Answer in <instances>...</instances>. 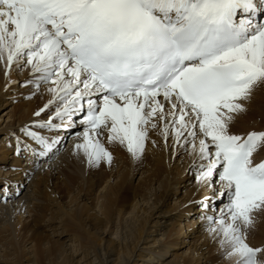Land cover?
I'll use <instances>...</instances> for the list:
<instances>
[{
	"label": "snow or ice",
	"instance_id": "6c2138e0",
	"mask_svg": "<svg viewBox=\"0 0 264 264\" xmlns=\"http://www.w3.org/2000/svg\"><path fill=\"white\" fill-rule=\"evenodd\" d=\"M0 62L50 96L33 113L47 119L8 133L18 155L48 157L61 137L47 133L79 129L88 165L112 163L105 134L139 159L158 129L195 153L222 254L264 264V246L248 242L264 216V130L230 131L264 85V0H0Z\"/></svg>",
	"mask_w": 264,
	"mask_h": 264
},
{
	"label": "bare ground",
	"instance_id": "6f19581e",
	"mask_svg": "<svg viewBox=\"0 0 264 264\" xmlns=\"http://www.w3.org/2000/svg\"><path fill=\"white\" fill-rule=\"evenodd\" d=\"M28 78L29 70H18L15 64L6 75L4 64L0 62V109L4 104V97L5 104L11 106L0 115V183L4 190L8 188L10 195L5 203H0V251L7 252L4 251L7 247L2 248L3 243L17 239L14 235L17 231L35 230L30 223L34 219L28 218L32 216L30 213L33 208L41 202V193L46 192L49 206L54 210H48L47 215L42 217V222L46 223L50 235L67 234L74 254H77L79 249L83 252L76 258L78 264H236L235 257L228 258L222 254L224 249L218 243V238H214V234L208 231L209 225L202 217V212H211L203 209L200 201L212 196V192L197 181L195 170L189 168L193 160L197 159L195 153L185 151L172 159V139L169 137L165 145L158 129L149 133V143L145 150L149 156V162L146 163L147 172L141 173L137 183L132 186H127L130 181H126L120 174L108 182L101 177L100 192L95 195H98L97 206L93 207L76 197L81 196L82 189L74 192L70 186V181H84L77 171V166L84 156L74 148L80 138L72 134L79 129L47 133L61 137L57 145H60L59 151L54 149L55 154L50 153L48 157L37 160L32 157L30 151L18 155L16 141L10 138L8 133L30 121L48 118L44 114H41V117L33 115L50 98L46 91L47 85H41L38 91L33 85L22 86V82ZM14 81L20 83H13ZM33 91H36V95H30ZM253 130H264V85L253 92L251 100L247 103V111L235 115L230 129L238 134ZM101 140L109 149H122L129 154L124 146L110 144L106 134L101 136ZM152 141H155V144ZM125 162L126 160L119 159L112 164L118 166ZM95 175L91 173L93 180L97 179ZM57 182L69 184L72 198L68 202L60 199L54 192L52 185ZM126 186L130 201L114 204L115 194H119ZM215 203L217 209L213 211H218L223 202L217 199ZM113 218L122 223L123 226L118 230L123 234L128 233L127 241L140 230L144 221V226L137 233L133 245H126V251L133 247L136 253L133 257L131 251L128 257L125 253L124 257L120 256L116 262L111 257L92 258L98 254L97 246L91 244L93 239H105L101 226L106 221L111 223ZM67 222L73 227L71 234L67 233ZM9 236L12 239H9ZM83 240L85 244H91L89 251H85L82 246ZM248 242L253 246H264V216L258 217L254 228L249 230ZM12 243L11 248L14 246V242ZM41 252L43 253V250ZM2 254L0 252V261L5 262ZM28 258L30 256L25 259L29 260Z\"/></svg>",
	"mask_w": 264,
	"mask_h": 264
},
{
	"label": "rangeland",
	"instance_id": "374dc122",
	"mask_svg": "<svg viewBox=\"0 0 264 264\" xmlns=\"http://www.w3.org/2000/svg\"><path fill=\"white\" fill-rule=\"evenodd\" d=\"M5 101L6 99L4 97V101H2L4 104L2 108L0 109V115L5 109L11 107L8 104H5ZM235 134H238V133H235ZM58 147H60V145ZM109 150L113 154L112 163L119 161L120 159L121 161L126 160L125 164L114 166L112 163L108 164L105 162H101V164L98 165L99 167L90 166L88 165L84 157L81 163H79V166H77V171L79 172V175L81 176V178H83L84 181L80 182L81 181L80 180L78 183L74 181H70V184H71L70 186L73 187L74 192L78 191L79 189H82L81 196L78 195L76 197L85 200V202L88 203L90 207L97 206L96 197H98V195L97 196L95 195L100 192V187H101L100 178L101 177L105 178L106 182H108L109 180L116 178L118 174H120V176L124 177L126 181L128 182L130 181L127 184V186H130V185L132 186L135 183H137V181L139 180L141 176L140 175L141 173L147 172L148 167L146 163L148 164L149 162V159H148L149 156L147 155V153H145V151L141 158L134 159L130 153L126 154V152L122 149H120L121 152L119 149L116 151L115 149L110 148ZM169 150L171 151L172 149L169 148ZM184 152L185 151L180 148L175 149V151H173V154H171V156L173 155L172 159H175L176 156L179 157V155L184 154ZM123 153L125 155H123ZM7 160H10V159H7ZM97 170H99L100 172L99 171L97 172ZM121 170L123 172H121ZM92 172L96 174L95 176H97V179L95 180L92 179L91 177ZM121 173H123L124 175H121ZM68 185L69 184H67L66 182H57L52 185V188L54 192L57 194V196L63 201H67V202L72 198L70 188ZM127 186L124 187V189L121 190L119 194L117 193L115 194L116 196H115L114 204L127 203L130 201V198L128 197L127 191H126ZM41 195H42L40 197L41 202L33 208V210L30 213V215L32 216L28 218V219H34L30 223H32L33 228L35 230L30 231V232L26 230L17 231L14 234L17 237V239L13 241L12 240L5 241L3 243L4 245L2 248L4 249L5 247H7L4 249V251L7 250V252L0 251L1 254L2 253L4 254V255L2 254V259H4L5 262L0 261V264H78L76 258L78 256H81L83 252L79 249V252L77 254H74L75 252L71 248L72 245L71 246L69 245L72 243L67 240V237H66L67 234H60L57 236L50 235L51 233L48 232L46 223L42 222L43 221L42 217H45L47 215V211L50 210L52 212L54 209L49 206V200H47V196H46L47 193L46 192L43 194L41 193ZM94 196H95V199L93 200ZM172 201L174 200L172 199ZM54 215L58 216L56 215V213H54ZM66 224H67V227H66L67 233L71 234L73 231V227L70 224H68V222ZM122 226H123L122 223H120L117 219H114V218L113 220H111V223L106 221V223L101 226V231L104 233L103 237L105 239L104 240H102L101 238L93 239V242L91 244H95L97 246L98 254L94 255L92 258H94L95 256H99L100 259H106V258L111 257L116 262L120 258V256L123 255L122 257H124L125 253H126V256L128 257L130 251L132 252L131 254L132 257L134 256V254L136 253L135 249H133L132 247L130 250L126 251V245L127 244H129V246L131 244L133 245L134 241L136 240L137 233L141 230L142 226H144V221H142L141 223L140 230L136 231L133 237H131L128 241H127L128 233L123 234L120 232V230H118ZM9 239H12V237L9 236ZM84 240H83V244L82 243L81 244L85 248V251H89L90 250L89 245L91 244L89 245L85 244ZM12 242H14L13 248H11L13 244ZM42 250H43V253L41 252ZM26 256L27 257L30 256V258H28L29 260L25 259ZM104 264H107V263H104Z\"/></svg>",
	"mask_w": 264,
	"mask_h": 264
}]
</instances>
